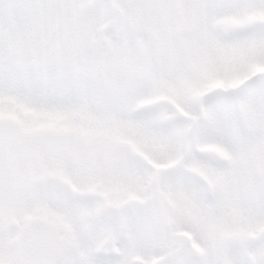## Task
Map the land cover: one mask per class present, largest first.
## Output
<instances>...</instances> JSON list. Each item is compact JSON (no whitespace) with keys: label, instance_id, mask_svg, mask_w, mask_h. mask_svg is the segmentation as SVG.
<instances>
[{"label":"snow or ice","instance_id":"snow-or-ice-1","mask_svg":"<svg viewBox=\"0 0 264 264\" xmlns=\"http://www.w3.org/2000/svg\"><path fill=\"white\" fill-rule=\"evenodd\" d=\"M0 264H264V0H0Z\"/></svg>","mask_w":264,"mask_h":264}]
</instances>
